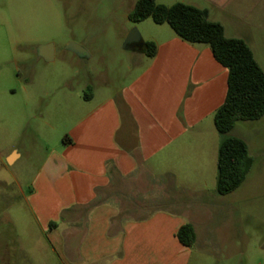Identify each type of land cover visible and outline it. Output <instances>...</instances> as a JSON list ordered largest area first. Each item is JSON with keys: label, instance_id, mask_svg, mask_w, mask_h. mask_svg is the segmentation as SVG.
<instances>
[{"label": "crops", "instance_id": "1", "mask_svg": "<svg viewBox=\"0 0 264 264\" xmlns=\"http://www.w3.org/2000/svg\"><path fill=\"white\" fill-rule=\"evenodd\" d=\"M213 12L208 10L211 20ZM154 31L148 38L141 36L143 42L155 43L152 56L144 46L123 47L135 53V68L117 90L94 88L93 77L87 76L77 93V106L70 109L78 114L66 127V139L56 146L47 144L48 153L30 181L26 200L47 243L59 252L61 264H189L198 241L196 216L158 209L127 217L121 211L126 199L117 198L120 183L135 180L151 194L175 184L186 193L175 202L191 209L207 207L218 194L222 134L213 114L224 101L228 70L207 44L187 42L162 27ZM78 43L88 56H78L66 46L60 51L54 47L51 61L57 55L90 58L85 42ZM35 76L26 83H33ZM68 78L66 74L57 79L61 87L57 94L65 101L70 96ZM64 107L67 112L69 105ZM48 112L46 106L31 117L36 125L52 128ZM5 157L12 164L21 152L12 148ZM17 184L21 185L18 180ZM158 196L151 195L152 201ZM51 221L55 227H49ZM185 222L194 227L192 246L176 236Z\"/></svg>", "mask_w": 264, "mask_h": 264}, {"label": "rangeland", "instance_id": "2", "mask_svg": "<svg viewBox=\"0 0 264 264\" xmlns=\"http://www.w3.org/2000/svg\"><path fill=\"white\" fill-rule=\"evenodd\" d=\"M135 1L0 0V264H61L59 252L47 243L26 200L30 181L48 145L56 146L68 123L76 119L77 110L70 109L77 106V93L87 76L93 77L94 88L112 92L131 75L135 53L123 48L127 33L135 27L148 38L156 27L173 31L169 24L158 26L151 18L131 21L128 13ZM156 1L166 5L183 1L215 11L211 18L223 24L228 36L245 39L264 69V0ZM69 41L85 42L92 56L57 55L49 62L37 56L40 45L52 44L60 51ZM32 74L35 81L26 83ZM66 74L68 101L57 94L58 76ZM46 106L52 128L36 125L31 117ZM229 134L246 142L253 164L237 189L216 194L205 208L175 202L186 196L175 184L159 190L152 201L157 191L151 189V194L135 180L120 183L117 198L126 199L121 211L127 217L158 209L196 216L198 241L189 264H264V115L237 121ZM12 148L19 149L21 157L9 164L5 154ZM31 233L36 234L33 239Z\"/></svg>", "mask_w": 264, "mask_h": 264}, {"label": "trees", "instance_id": "3", "mask_svg": "<svg viewBox=\"0 0 264 264\" xmlns=\"http://www.w3.org/2000/svg\"><path fill=\"white\" fill-rule=\"evenodd\" d=\"M133 22L151 18L156 24L167 23L177 36L190 43L207 44L216 60L228 70L227 91L213 119L222 139L217 152L216 192L226 195L244 181L253 164L246 142L228 134L239 120H257L264 115V69L256 60L252 48L241 37L227 36L224 26L211 20L206 8L177 1L170 5L156 0H136L128 13ZM145 53L152 56L156 45L144 42ZM66 137H64V140ZM51 221L49 227H55ZM179 241L192 246L196 240L190 222L176 232Z\"/></svg>", "mask_w": 264, "mask_h": 264}, {"label": "water", "instance_id": "4", "mask_svg": "<svg viewBox=\"0 0 264 264\" xmlns=\"http://www.w3.org/2000/svg\"><path fill=\"white\" fill-rule=\"evenodd\" d=\"M134 43H138L140 47L144 46V42L141 40V35L135 27L127 33L123 47L127 48L133 46ZM66 48L74 52L78 56H88L86 48L78 42L69 41L66 44ZM52 49H53L52 44L40 45L37 48V53L45 61H51L53 58Z\"/></svg>", "mask_w": 264, "mask_h": 264}, {"label": "flooded vegetation", "instance_id": "5", "mask_svg": "<svg viewBox=\"0 0 264 264\" xmlns=\"http://www.w3.org/2000/svg\"><path fill=\"white\" fill-rule=\"evenodd\" d=\"M133 46H134L135 48L140 47V46L138 45V43H134Z\"/></svg>", "mask_w": 264, "mask_h": 264}]
</instances>
